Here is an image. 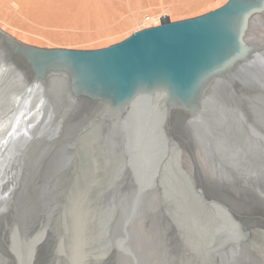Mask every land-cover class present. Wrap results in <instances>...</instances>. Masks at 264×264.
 Masks as SVG:
<instances>
[{"label": "water", "instance_id": "95a60500", "mask_svg": "<svg viewBox=\"0 0 264 264\" xmlns=\"http://www.w3.org/2000/svg\"><path fill=\"white\" fill-rule=\"evenodd\" d=\"M0 41V264L264 255V0L164 18L96 49L1 30ZM129 146L150 156L141 175L109 158ZM69 179L91 207L76 233L108 237L98 255L62 256L75 229L62 205Z\"/></svg>", "mask_w": 264, "mask_h": 264}, {"label": "rangeland", "instance_id": "374dc122", "mask_svg": "<svg viewBox=\"0 0 264 264\" xmlns=\"http://www.w3.org/2000/svg\"><path fill=\"white\" fill-rule=\"evenodd\" d=\"M226 1L28 0L19 7L6 0L2 4L0 0V30L22 42L44 47L96 49L121 41L134 31L159 24L164 18L174 21L195 17ZM27 117L33 122L31 111ZM26 126L31 125L27 123Z\"/></svg>", "mask_w": 264, "mask_h": 264}, {"label": "bare ground", "instance_id": "6f19581e", "mask_svg": "<svg viewBox=\"0 0 264 264\" xmlns=\"http://www.w3.org/2000/svg\"><path fill=\"white\" fill-rule=\"evenodd\" d=\"M8 3L9 1L11 3H15L16 5H18L19 7L23 6V4H25L28 0H6ZM75 1V0H74ZM86 1V0H85ZM96 1V0H95ZM176 1V0H175ZM179 1V0H177ZM6 2V3H7ZM164 2V1H163ZM70 3V2H69ZM76 3V2H75ZM84 3V2H83ZM159 3V2H158ZM2 4H3V0H2ZM87 5V3H86ZM85 5V6H86ZM90 4H88L89 6ZM166 5V4H165ZM203 5V4H202ZM213 5V4H212ZM101 6V5H100ZM99 6V8H100ZM1 7V6H0ZM104 7V6H103ZM170 7V6H169ZM97 8V7H95ZM5 9V8H4ZM15 9V8H14ZM114 9V8H113ZM174 10V9H173ZM79 11V10H78ZM95 11V10H93ZM113 11V10H112ZM98 12V11H97ZM182 12V11H181ZM20 13V12H19ZM88 13V12H87ZM99 13V12H98ZM105 13V11H104ZM102 13V14H104ZM110 14V12H108ZM179 13V12H178ZM86 15V14H84ZM111 15H114V14H111ZM175 15V14H174ZM105 16V15H104ZM108 16V14H107ZM105 18V17H104ZM108 19V17H106ZM111 18V17H110ZM99 20V19H98ZM147 20V19H146ZM101 21V20H100ZM98 22V21H97ZM100 25V24H99ZM97 27V26H96ZM101 27V26H100ZM3 42V41H0V43ZM1 45V44H0ZM11 71V70H10ZM9 71V72H10ZM8 74V73H7ZM3 74L1 73V68H0V77L2 76ZM1 79L5 80V78L1 77ZM9 81V80H8ZM5 86H7V83L4 84ZM30 88V87H29ZM6 89V87H4V90ZM32 120V119H30ZM29 123V122H28ZM32 123V122H31ZM31 125V124H30ZM129 134V133H128ZM130 135V134H129ZM128 147V146H127ZM191 147H193V145L191 144ZM136 149H133L132 147L130 148L129 146V149L127 150L126 148V154H127V161L125 160L124 162L121 161L120 163V160L126 155L124 153L125 151V148L123 147L122 149V152H119L118 156H115V155H110L109 154V158L110 160H114L115 157L119 160V162L117 161V163L121 164V166H123V169H127L129 170L128 172H138L140 175L143 174L144 172H146V170L144 169V167H148V160L150 158V156H148L147 152H143L142 151V148L141 147H135ZM115 149V152L118 153V151H121L119 150L120 148L119 147H115L113 146L111 148V151H113ZM148 149V147H147ZM152 152V151H151ZM135 153V154H134ZM134 156V157H133ZM168 158H171V154L169 155ZM132 161H137L136 164H133ZM144 162V164H142ZM143 165V166H142ZM109 167V166H108ZM143 167V168H142ZM130 168V169H129ZM104 174L109 172L111 173V169L108 168V170H104L102 171ZM100 172V173H102ZM114 172V171H112ZM99 174V173H98ZM76 175V174H75ZM99 177V176H98ZM75 178V177H74ZM16 180V178H15ZM75 180V179H74ZM68 186H70L72 184V179L68 180ZM92 182H94V179H92ZM107 181H105L104 179V185L106 184ZM72 186V185H71ZM68 187V189L66 190V192L63 194V196H66L65 197V200L63 201L62 205H65L64 207L65 210V218L67 219L66 221L68 223H72V225L74 226L73 228L74 229V234L68 232V230H65V236H64V252H62V256L63 255H66V257H70V255H72L73 253H76L78 255H81L82 257L84 258H87L89 256L90 253H92L94 256L95 255H98L100 253L103 252V250L105 249V246H106V242L105 240L108 239V237L105 238V235H94V237L88 235L87 233H85V231L82 232V235H79L76 233V230L78 228V223H83V216H82V209L83 211L85 210V213L86 211L88 210L91 211V207L89 206L88 207V204L89 202L85 201V200H82L81 201V205L80 206V201L79 200V197H80V194L82 193L81 190L79 189H75L76 192L75 194L72 193V187ZM82 188V187H81ZM94 188V187H93ZM103 189V186H101L97 192H99V190H102ZM74 189V188H73ZM68 192V193H67ZM96 193V192H95ZM94 190L92 192H90L89 194V198H94ZM68 196V198H67ZM78 198V199H77ZM89 199V200H90ZM92 202V201H91ZM92 204V203H90ZM92 217V216H91ZM78 222V223H77ZM88 222V221H87ZM83 228V226H82ZM84 229L86 230L87 228L84 226ZM69 233V235H68ZM102 236V237H101ZM67 238H69V240H67ZM107 248V247H106ZM101 249V251H100ZM98 257V256H97ZM68 261H70L69 259H67ZM248 264H264V255L262 257H255L254 259H251V262H249Z\"/></svg>", "mask_w": 264, "mask_h": 264}]
</instances>
